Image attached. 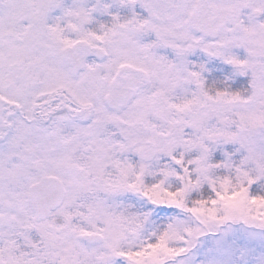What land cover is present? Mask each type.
Returning <instances> with one entry per match:
<instances>
[{"label":"snow or ice","instance_id":"snow-or-ice-1","mask_svg":"<svg viewBox=\"0 0 264 264\" xmlns=\"http://www.w3.org/2000/svg\"><path fill=\"white\" fill-rule=\"evenodd\" d=\"M0 264H264V0H0Z\"/></svg>","mask_w":264,"mask_h":264}]
</instances>
